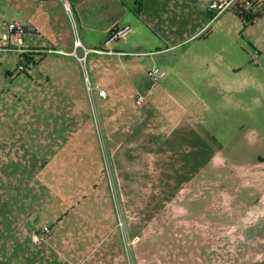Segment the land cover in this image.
<instances>
[{
  "label": "rangeland",
  "instance_id": "1",
  "mask_svg": "<svg viewBox=\"0 0 264 264\" xmlns=\"http://www.w3.org/2000/svg\"><path fill=\"white\" fill-rule=\"evenodd\" d=\"M25 1L0 0V36L23 11ZM66 2L67 35L75 44L86 33L85 16L71 0ZM254 25L243 23L233 11L214 19L203 57L217 72L187 78L177 71L176 79L181 80L175 88L186 92L188 102L174 90L163 94L158 83L156 91L163 95L154 111L145 106V96L137 94L133 103L139 99L142 103L137 108L128 103L122 118L116 107L108 105L106 111L88 63L77 61L83 46L70 48L72 56L40 53L30 69L23 54L25 49L41 48L39 42L0 46L1 243L16 247V256H32V237L39 236L41 244L46 228L56 227V217L64 219L61 229L73 231L106 229L111 218V229L123 238L126 264H136L137 240L131 237L139 233L145 236V249L138 254V263L149 264L153 242L160 249L161 264H166L169 242L161 236L179 225L168 217L196 220L188 225L213 229L219 217L215 201L230 195L232 188L246 187L235 172L255 175L254 171L264 170V26ZM144 32L135 29L128 40L151 38ZM169 59L136 57L130 82L151 89L155 83L147 72L155 67L164 70L160 64ZM22 64L26 72H19ZM169 73L163 80L173 75ZM118 81L126 82L124 76ZM110 116L118 120L112 127L128 121L134 137L141 131H136L138 123L145 121L146 128L153 120L157 133L152 140L159 144L156 156L123 152L119 172L112 149L124 136L114 128L112 134L108 131ZM180 165L185 177L192 172L193 184L185 190ZM249 180L254 182L255 177ZM236 196L244 198L243 193ZM183 224L177 229L185 230Z\"/></svg>",
  "mask_w": 264,
  "mask_h": 264
},
{
  "label": "crops",
  "instance_id": "2",
  "mask_svg": "<svg viewBox=\"0 0 264 264\" xmlns=\"http://www.w3.org/2000/svg\"><path fill=\"white\" fill-rule=\"evenodd\" d=\"M71 1L73 7L79 9L85 16L86 33L83 39H78L75 44L73 36L67 35L65 25L67 10L63 1H25L23 11H20L13 21H21L26 26L22 45L30 42L41 44V48L25 49V51H35L27 61L29 64H34L38 54L43 52L44 55L72 56L75 47L83 46L85 51L77 61L81 63L80 59L85 58L84 63H88L96 87L107 92L106 98L101 97L105 109L108 105L116 107L120 111L121 118L125 107L131 101L133 103V96L137 94L145 96V106L150 110L159 101V95L166 94L170 90H174V94H177L182 102H188L189 98L185 97L186 92L175 88L181 80L179 77L176 79L177 71L179 75H185L187 78H194V75L202 78L200 73L203 74L204 71L217 72V67L211 64L210 59L203 57L209 49L207 45L209 36L214 32V29L210 28L214 15L209 10L211 0H142L140 7L136 4L137 0H134V4L128 0ZM261 2L264 4V0ZM50 3H54L56 7L50 6ZM137 7L138 15L134 13ZM257 22L261 23V28L264 26V14L251 26ZM97 23L98 28L95 29ZM126 25L132 27L129 36L135 29H141L151 33V38L128 40L127 37L119 42L107 43L113 30ZM12 42L19 44V38H14ZM56 44L60 49L55 47ZM48 45L53 47L47 48ZM70 48L73 49L72 52ZM96 50L104 53H97ZM163 55L171 59L168 63L160 65L165 68L164 70H168V73L165 71L166 76L170 74L169 72L173 74L167 81L163 80L165 76L158 82L162 83L161 91L165 93L156 91L158 83L153 84L149 89L142 84L139 85L140 83L130 82L129 70L135 65L136 57H148L153 60ZM120 76H124L126 82L118 81ZM182 83L186 88H192L187 81ZM192 93L195 94L193 91ZM136 105L137 102L133 103L135 108ZM171 117H169L170 121H172ZM107 120L108 131L111 134L114 128L116 134L120 133L124 136L122 140L119 137L118 144L112 149L113 159L118 162L119 172L121 160L124 158L123 152L137 151L151 157L156 156L159 144L155 146L152 140L157 133L153 120L146 128L145 121L137 124L136 131L141 129L137 137H134L136 132L129 131L128 121L125 123L126 121L122 120L120 128H117L112 127L113 122L118 121L117 118L114 120L110 116ZM109 143L115 141L110 139ZM158 158L160 159V156ZM179 169L183 175L185 170L181 165ZM191 173L185 174L186 177L183 175L184 190L193 184ZM254 174L247 170L235 172V176L246 181V187L243 190L238 187L232 188L230 195L225 193L226 195L215 201L219 217L213 229L202 224L198 227L188 225L196 223V220L193 222V220L180 219L175 215L174 220L170 219L171 216L168 217L170 221L179 225L175 230L168 231L166 236H161L167 238L169 242L166 264H264V170L254 171ZM252 176L255 177L254 182L249 180ZM242 193L244 198H237L236 194L240 196ZM59 218H55L58 220L56 227L47 234L40 245L36 246L32 237L31 243L35 248L32 256L31 253L28 256L24 254L16 256V247L0 241V264H126L127 258L122 254L123 238L120 232L111 229V218L106 229L89 230V227L85 231L61 229L65 222L64 219ZM182 222L187 224L185 230L177 229L182 227L180 225ZM131 238L137 240L135 254L136 264H139L138 254L144 252L145 236L139 233ZM153 245L154 243L150 242L149 248L152 249V254L149 255V264H161L160 249Z\"/></svg>",
  "mask_w": 264,
  "mask_h": 264
},
{
  "label": "built area",
  "instance_id": "3",
  "mask_svg": "<svg viewBox=\"0 0 264 264\" xmlns=\"http://www.w3.org/2000/svg\"><path fill=\"white\" fill-rule=\"evenodd\" d=\"M64 2L65 8L67 11H70V7L67 4L66 0H61ZM142 1V0H138ZM238 0H211L209 3V10L214 13V19L218 18L222 14L228 11H234L235 6L237 4ZM251 3L247 0L244 2V10L247 11L251 8ZM213 19V20H214ZM26 26L23 22L15 20L12 22H9L6 26L5 32L0 36V46L1 47H11L13 45V39L19 38V44H22V36L25 34ZM132 33V27L130 25H126L120 28H116L113 30V32L110 34L107 43H115L119 42L121 40L126 39L129 37V35ZM0 47V48H1ZM2 49V48H1ZM35 51H25V53H33ZM50 53H56V51H49ZM95 52L103 54V51L96 50ZM87 55V54H86ZM80 61H85V58L80 59ZM33 63L29 64V69L33 67ZM19 72H26V67L22 64L19 67ZM147 76L155 83L157 84L161 79H163L166 76V72L159 69V68H153L147 72ZM99 97L106 98L107 92L105 90L99 91ZM138 104L142 103V99H139ZM50 230L46 228L45 233H50ZM41 238L39 236L34 235L33 236V243L35 245L40 244Z\"/></svg>",
  "mask_w": 264,
  "mask_h": 264
},
{
  "label": "trees",
  "instance_id": "4",
  "mask_svg": "<svg viewBox=\"0 0 264 264\" xmlns=\"http://www.w3.org/2000/svg\"><path fill=\"white\" fill-rule=\"evenodd\" d=\"M247 1V0H246ZM251 3V8L247 11L244 10V2L245 0H238L234 9V13L238 16L241 21L245 24L252 25L255 21L259 20L261 16L264 14V4H262L261 0H248ZM138 7H140L141 1H136ZM138 7L135 9V14L138 15ZM214 19V15L212 17ZM33 53H24L23 57L25 59H31Z\"/></svg>",
  "mask_w": 264,
  "mask_h": 264
}]
</instances>
